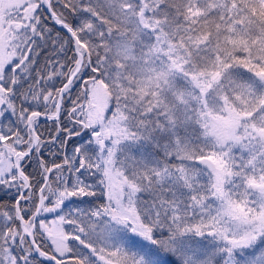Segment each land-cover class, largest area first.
Segmentation results:
<instances>
[{"label": "snow or ice", "instance_id": "obj_1", "mask_svg": "<svg viewBox=\"0 0 264 264\" xmlns=\"http://www.w3.org/2000/svg\"><path fill=\"white\" fill-rule=\"evenodd\" d=\"M0 264H264V0H0Z\"/></svg>", "mask_w": 264, "mask_h": 264}]
</instances>
